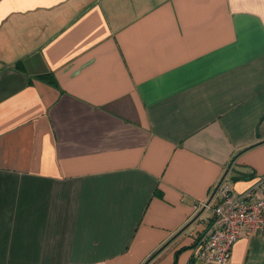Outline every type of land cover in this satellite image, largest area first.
<instances>
[{
	"label": "crops",
	"instance_id": "crops-1",
	"mask_svg": "<svg viewBox=\"0 0 264 264\" xmlns=\"http://www.w3.org/2000/svg\"><path fill=\"white\" fill-rule=\"evenodd\" d=\"M263 173L264 0H0V264H207Z\"/></svg>",
	"mask_w": 264,
	"mask_h": 264
},
{
	"label": "built area",
	"instance_id": "built-area-1",
	"mask_svg": "<svg viewBox=\"0 0 264 264\" xmlns=\"http://www.w3.org/2000/svg\"><path fill=\"white\" fill-rule=\"evenodd\" d=\"M217 190L219 199L196 242V257L207 264H228L236 240L256 234L264 237V173L241 193L233 194L222 183Z\"/></svg>",
	"mask_w": 264,
	"mask_h": 264
},
{
	"label": "water",
	"instance_id": "water-1",
	"mask_svg": "<svg viewBox=\"0 0 264 264\" xmlns=\"http://www.w3.org/2000/svg\"><path fill=\"white\" fill-rule=\"evenodd\" d=\"M226 172H227V170H226ZM222 179H223V178H222ZM221 181H222V180H221ZM221 181H220V182H221ZM219 184H220V183H219ZM219 184H218V186H219ZM218 186H217V187H218Z\"/></svg>",
	"mask_w": 264,
	"mask_h": 264
},
{
	"label": "rangeland",
	"instance_id": "rangeland-1",
	"mask_svg": "<svg viewBox=\"0 0 264 264\" xmlns=\"http://www.w3.org/2000/svg\"><path fill=\"white\" fill-rule=\"evenodd\" d=\"M217 197H218V194H217Z\"/></svg>",
	"mask_w": 264,
	"mask_h": 264
}]
</instances>
